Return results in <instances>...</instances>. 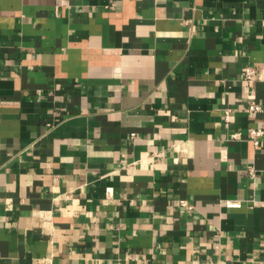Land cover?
Returning a JSON list of instances; mask_svg holds the SVG:
<instances>
[{"label":"crops","instance_id":"crops-1","mask_svg":"<svg viewBox=\"0 0 264 264\" xmlns=\"http://www.w3.org/2000/svg\"><path fill=\"white\" fill-rule=\"evenodd\" d=\"M259 128L264 0H0V264H264Z\"/></svg>","mask_w":264,"mask_h":264},{"label":"built area","instance_id":"built-area-1","mask_svg":"<svg viewBox=\"0 0 264 264\" xmlns=\"http://www.w3.org/2000/svg\"><path fill=\"white\" fill-rule=\"evenodd\" d=\"M254 74H255L254 70L247 69L245 70L243 75L246 80H250ZM260 110L261 107L254 102H249L246 106V112L249 113L251 116L259 112ZM263 134H264V128H259L254 130L252 129L248 132V138L253 142L255 146H258V142L255 141V139L263 136ZM232 138L235 140L238 139L239 134L232 135ZM248 173L249 175L253 176L254 170L252 168H249ZM181 204L184 205L182 202ZM224 206L228 209H239L241 207V202L237 200H224Z\"/></svg>","mask_w":264,"mask_h":264}]
</instances>
